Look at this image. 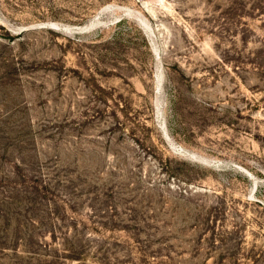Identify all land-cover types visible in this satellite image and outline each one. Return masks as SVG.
<instances>
[{"label": "rangeland", "instance_id": "rangeland-1", "mask_svg": "<svg viewBox=\"0 0 264 264\" xmlns=\"http://www.w3.org/2000/svg\"><path fill=\"white\" fill-rule=\"evenodd\" d=\"M0 264H264V0H0Z\"/></svg>", "mask_w": 264, "mask_h": 264}, {"label": "water", "instance_id": "water-1", "mask_svg": "<svg viewBox=\"0 0 264 264\" xmlns=\"http://www.w3.org/2000/svg\"><path fill=\"white\" fill-rule=\"evenodd\" d=\"M89 27H85V28H82V29H78V31H84V30H87ZM26 30H29V29H25L24 31H26Z\"/></svg>", "mask_w": 264, "mask_h": 264}, {"label": "trees", "instance_id": "trees-1", "mask_svg": "<svg viewBox=\"0 0 264 264\" xmlns=\"http://www.w3.org/2000/svg\"><path fill=\"white\" fill-rule=\"evenodd\" d=\"M119 23H120V22H119ZM5 218H6V217H5ZM22 228H25V226H22ZM13 248H14V247H9V250L12 251V250H14Z\"/></svg>", "mask_w": 264, "mask_h": 264}, {"label": "bare ground", "instance_id": "bare-ground-1", "mask_svg": "<svg viewBox=\"0 0 264 264\" xmlns=\"http://www.w3.org/2000/svg\"><path fill=\"white\" fill-rule=\"evenodd\" d=\"M96 20H98V19H96ZM94 23H95V20L93 21V24L92 25H94ZM92 25H88V27H91ZM95 27V26H94ZM78 28V27H77Z\"/></svg>", "mask_w": 264, "mask_h": 264}]
</instances>
